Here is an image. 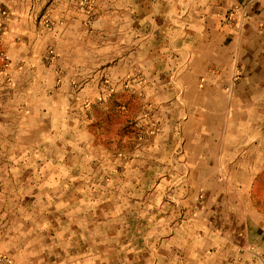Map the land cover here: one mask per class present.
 <instances>
[{"label":"crops","instance_id":"crops-1","mask_svg":"<svg viewBox=\"0 0 264 264\" xmlns=\"http://www.w3.org/2000/svg\"><path fill=\"white\" fill-rule=\"evenodd\" d=\"M108 94L141 112L143 151L127 149L128 166L144 157L145 206L158 209L140 242L121 243L117 225L112 247L156 256L143 264H264V0H0L2 188L70 170L73 138L86 159L114 158L116 138L89 121L44 114ZM73 235L72 218H0L13 264H86Z\"/></svg>","mask_w":264,"mask_h":264},{"label":"rangeland","instance_id":"rangeland-1","mask_svg":"<svg viewBox=\"0 0 264 264\" xmlns=\"http://www.w3.org/2000/svg\"><path fill=\"white\" fill-rule=\"evenodd\" d=\"M86 1L90 3L92 0ZM52 59L50 55L45 60L52 64ZM55 71L58 74L62 73L59 64ZM117 97H111L108 94L106 104L101 105L100 100L94 99L87 107L84 103L85 99L82 101V98L79 99L76 96L72 101L74 103L72 110L44 112V114H51V116L47 114L45 117L47 120L50 118L53 120L71 118L78 122L87 120L90 122L89 126H92L93 133L96 130L101 132L102 140L105 142L110 143L112 138H116L119 149H115L118 153L116 151L114 158H111V155L109 158H96L94 149L88 152V159H86L81 155L79 143H76V139L73 138L71 159L65 160L66 167H70V170L56 165L49 166L47 169L40 167V174L34 176L39 182L35 190L31 189L30 174L24 175V180L31 182H25L21 190L14 189L17 186L15 184H9L6 188L0 185V218H72L73 257L81 255L83 260V251L86 249L83 246L86 243V264H143L145 258H152V260L156 258L154 255L150 256L149 253L147 255L140 251L135 255H129L124 247L119 251L112 247V233L117 225L120 229L121 243L126 245L130 239L126 232L133 233L132 239L140 242V233L149 225L143 218H151V211H158L153 207L145 206V201L147 204L150 201L144 199L148 193L144 189V183L152 182V180L141 171L144 157L137 155L139 161L132 172L129 170L131 163L128 166L127 149H135L137 154L143 151L144 130L138 125V116L141 112L137 107L135 110H132L133 108L130 109L131 111L128 110L125 96ZM61 102L66 101L62 99ZM82 104L83 109L80 107ZM132 121L136 124L135 128L131 125ZM36 162L41 166L46 163L63 164L62 159L41 158ZM22 163L30 165L28 160ZM12 177L16 183L15 175ZM133 183L136 190H130ZM18 186L21 187L22 184ZM113 218H120V220L117 222ZM99 230L104 234V253L101 258H96L99 256L95 254V251L99 250L97 247L99 246V236H97ZM0 256L4 258L0 264H13L9 256L1 250Z\"/></svg>","mask_w":264,"mask_h":264},{"label":"built area","instance_id":"built-area-1","mask_svg":"<svg viewBox=\"0 0 264 264\" xmlns=\"http://www.w3.org/2000/svg\"><path fill=\"white\" fill-rule=\"evenodd\" d=\"M3 12V11H2ZM0 261H4V258H2V256H0Z\"/></svg>","mask_w":264,"mask_h":264}]
</instances>
